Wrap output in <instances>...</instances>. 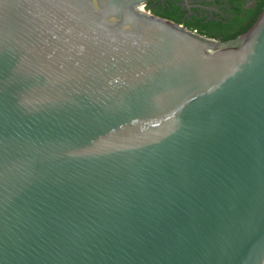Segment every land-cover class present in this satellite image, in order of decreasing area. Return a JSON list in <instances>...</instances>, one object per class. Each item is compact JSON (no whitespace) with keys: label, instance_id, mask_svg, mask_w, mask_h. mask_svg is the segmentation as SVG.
Instances as JSON below:
<instances>
[{"label":"water","instance_id":"95a60500","mask_svg":"<svg viewBox=\"0 0 264 264\" xmlns=\"http://www.w3.org/2000/svg\"><path fill=\"white\" fill-rule=\"evenodd\" d=\"M143 3L0 0V264H264V9Z\"/></svg>","mask_w":264,"mask_h":264},{"label":"flooded vegetation","instance_id":"af4514ba","mask_svg":"<svg viewBox=\"0 0 264 264\" xmlns=\"http://www.w3.org/2000/svg\"><path fill=\"white\" fill-rule=\"evenodd\" d=\"M263 5L264 0H144L143 3L147 13L180 23L186 29L198 31L197 26L220 23L232 31L230 35L256 21Z\"/></svg>","mask_w":264,"mask_h":264},{"label":"trees","instance_id":"16d2710c","mask_svg":"<svg viewBox=\"0 0 264 264\" xmlns=\"http://www.w3.org/2000/svg\"><path fill=\"white\" fill-rule=\"evenodd\" d=\"M263 9H264V5L262 6V9H260V10L262 11ZM254 23H255V21L252 22L248 27H246V29H240L239 31L237 29L234 33L235 35H230V32H232V31L227 29L226 25H223L220 23H214L212 25L210 24V25H204V26H197V28H198L197 32L203 36L208 37V38L218 40L221 42H225V41L235 39L236 37H238L239 35H241L245 31H247L249 29V27H251ZM177 24H180V23H177ZM230 26H232V25H230ZM189 30L194 31V29H189Z\"/></svg>","mask_w":264,"mask_h":264}]
</instances>
